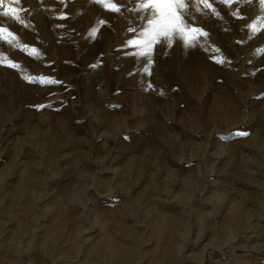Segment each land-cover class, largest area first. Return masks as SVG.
Instances as JSON below:
<instances>
[{
  "label": "rangeland",
  "instance_id": "1",
  "mask_svg": "<svg viewBox=\"0 0 264 264\" xmlns=\"http://www.w3.org/2000/svg\"><path fill=\"white\" fill-rule=\"evenodd\" d=\"M208 4L0 0V264H264V4Z\"/></svg>",
  "mask_w": 264,
  "mask_h": 264
},
{
  "label": "snow or ice",
  "instance_id": "2",
  "mask_svg": "<svg viewBox=\"0 0 264 264\" xmlns=\"http://www.w3.org/2000/svg\"><path fill=\"white\" fill-rule=\"evenodd\" d=\"M18 3H21L22 0H17ZM156 2L159 4V8H148L146 11V14L143 17H137L138 20H144L147 24H153V17L155 16H159L161 18V20L166 21V25H174L176 20H179L183 25L185 29H190L194 32H206L204 26L202 24L199 23V21L196 19L195 16L192 17L191 21L188 20H184L181 19L182 17H186L189 15L188 10L186 7H184L183 5H181V10H180V16L176 17L174 15V13H170L168 10V5L169 4H173V3H178L179 0H156ZM188 3L191 2V0H187ZM243 2H247V0H212V3H222L227 5L230 9H231V5L233 3H243ZM253 2H257V3H261L264 4V0H253ZM143 4L144 0H133V7L135 8L136 4ZM205 6L208 7L210 6L208 4V0H204ZM19 11L23 12L25 11V9L20 8ZM214 15L216 19H221V17L219 16L218 12L214 9ZM233 16H235L236 18H240L243 19V15L242 13H240L238 10H234L231 13ZM135 27V26H133ZM246 27L249 28L250 30V35L249 38L251 36V32L253 30V26L252 25H247ZM163 35V39L160 41L161 45L167 49V40H168V35H167V26H165L164 31L161 33ZM207 35H210L209 33H206ZM194 43V42H193ZM237 43L239 44H243L246 43L245 41H238ZM168 54V51H165V55ZM154 58L153 56L149 55L148 57H145V66L148 63L149 59ZM217 62L221 63V64H227L230 66V61L227 59V57H225L224 59H220ZM30 82L36 83V82H40V83H45V81L43 80V78H31ZM38 107H44V106H38ZM50 107V106H49ZM232 136L235 135H247V133H236V134H230Z\"/></svg>",
  "mask_w": 264,
  "mask_h": 264
},
{
  "label": "bare ground",
  "instance_id": "3",
  "mask_svg": "<svg viewBox=\"0 0 264 264\" xmlns=\"http://www.w3.org/2000/svg\"><path fill=\"white\" fill-rule=\"evenodd\" d=\"M158 34V33H157ZM168 35H169V37L170 38H175V40H180V38H181V40H183V41H185L184 40V37H180V36H178V35H175V31L174 30H171V31H169V33H167ZM181 34H183V33H181ZM174 36V37H173ZM161 40V39H160ZM183 44H185V43H183ZM186 45V44H185ZM187 46V45H186ZM177 49V48H176ZM103 50V49H102ZM186 55V54H185ZM188 55V54H187ZM169 60V59H168ZM199 64V63H198ZM166 65V64H165ZM192 67H190V69H191ZM194 68V67H193ZM195 79V78H194ZM78 171V170H77ZM81 175V174H80ZM29 176H30V174H29ZM84 177V176H83ZM71 198V197H70ZM54 237V231H53V229H50V231H49V235H48V238H47V241H46V246H47V248L48 249H51V247H52V245H53V238ZM166 244V243H165ZM170 248H171V244L169 243V241H168V243H167V245H166V251L167 252H169L170 251ZM174 250V249H173ZM121 251V248L120 247H117V245H113V244H111L110 242H108V243H106V245H104V246H96V247H94L93 249H92V256L93 257H98V256H100L101 254H104V256L106 255L107 256V260H108V262L109 263H112V264H114L115 262H116V258L118 257V253ZM172 251V250H171ZM50 254V253H49ZM169 254V253H168ZM173 255V254H172ZM100 258V257H99ZM121 259H122V257H120ZM171 258V257H170ZM123 261V260H122ZM125 261V260H124ZM123 261V262H124ZM119 264H120V262H118ZM117 263V264H118ZM121 264H123L122 262H121Z\"/></svg>",
  "mask_w": 264,
  "mask_h": 264
}]
</instances>
